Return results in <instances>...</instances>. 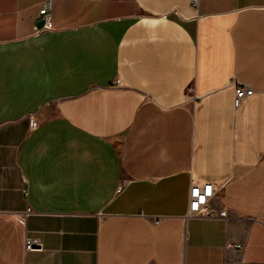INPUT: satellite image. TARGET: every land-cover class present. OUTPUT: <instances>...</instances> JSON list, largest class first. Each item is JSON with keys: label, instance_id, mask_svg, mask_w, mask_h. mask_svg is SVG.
<instances>
[{"label": "crops", "instance_id": "1", "mask_svg": "<svg viewBox=\"0 0 264 264\" xmlns=\"http://www.w3.org/2000/svg\"><path fill=\"white\" fill-rule=\"evenodd\" d=\"M0 264H264V0H0Z\"/></svg>", "mask_w": 264, "mask_h": 264}, {"label": "built area", "instance_id": "2", "mask_svg": "<svg viewBox=\"0 0 264 264\" xmlns=\"http://www.w3.org/2000/svg\"><path fill=\"white\" fill-rule=\"evenodd\" d=\"M47 8V5L40 8L39 12L41 14L43 22L41 26L34 25V32L42 31L51 27L50 16ZM252 92V88L236 84L234 86V94L232 99L233 106L235 108L238 107L241 101L246 96L252 94ZM212 191L213 185L211 182H204L201 184L191 182L188 194L189 204L187 214L189 216L208 215V200L212 194ZM35 245H39V242L35 238H26L25 249H31Z\"/></svg>", "mask_w": 264, "mask_h": 264}]
</instances>
